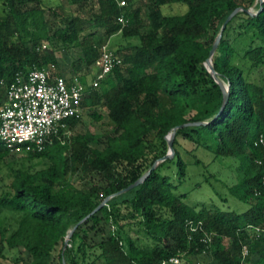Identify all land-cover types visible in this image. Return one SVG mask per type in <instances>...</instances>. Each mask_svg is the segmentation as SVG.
I'll list each match as a JSON object with an SVG mask.
<instances>
[{"label": "trees", "instance_id": "1", "mask_svg": "<svg viewBox=\"0 0 264 264\" xmlns=\"http://www.w3.org/2000/svg\"><path fill=\"white\" fill-rule=\"evenodd\" d=\"M48 1H3L0 104L6 95L2 82L33 68L59 69L65 50L81 47L79 59L94 68L104 42L114 34L139 37L140 42L122 57L116 54L124 67L90 87L82 102L88 107L103 104L109 111L115 133L103 147L91 146L98 134H77L68 142L54 137L43 151L27 153L47 158L50 165L18 171L0 192V258L24 251L26 264H51L56 247L77 226L70 245L61 249L62 264H162L173 256L203 253L218 264H264V237L256 234L257 227L264 228V85L251 77L264 67V2L150 0L151 30L142 33L139 10L120 6L119 0H97L95 22L102 35L96 41L95 32L82 35L84 22L78 15L65 18L52 32L45 16ZM176 1L187 4V10L164 14L163 7ZM237 8L261 10H240L227 24L213 56L214 77L206 63L222 25ZM220 80L230 84L228 97ZM78 119L66 123L73 126ZM183 124L188 125L176 130L175 155L152 169L169 150L167 136ZM180 137L217 156L240 160L244 174L229 191L249 204L246 211L187 203L180 188L189 163L178 148ZM10 153L0 141V161ZM80 170L103 174L107 186L77 187L66 176ZM146 173L140 185L92 213ZM103 220L113 226L109 236L89 242L88 233Z\"/></svg>", "mask_w": 264, "mask_h": 264}, {"label": "rangeland", "instance_id": "2", "mask_svg": "<svg viewBox=\"0 0 264 264\" xmlns=\"http://www.w3.org/2000/svg\"><path fill=\"white\" fill-rule=\"evenodd\" d=\"M4 0H0V16L4 15L5 7ZM132 9L139 10L140 19L144 22L141 27L142 33H147L151 30V22L148 18L150 0H127ZM127 4V5H128ZM47 5L50 7L46 10L45 16L51 24V31L58 29L65 18H71L78 15L84 22V34L95 32V40L101 39L102 31L96 25L95 16L100 12V6L97 0H49ZM34 6L29 4L28 7ZM187 4L180 2H172L163 7V13L167 15L182 14L187 10ZM254 11L255 8H253ZM140 42L139 37L125 38L121 32L114 34L104 42L108 47L121 57L124 53L133 50V46ZM46 44H48L46 42ZM83 52L81 47H73L65 50L60 59L59 69H51L52 73H63L65 77L71 79L75 76L89 77L84 78L83 83H90L98 74L97 67H89L85 61L79 59ZM124 67V66H123ZM252 79L264 85V67L260 71H255L251 74ZM221 84L227 89L230 84L220 80ZM83 113L78 121L73 126H68L66 132L61 135L63 142H68L71 137L77 134H98L100 137L94 141L92 147H103L110 135H113L114 125L110 121L109 111L103 104L95 107L82 106ZM94 112L101 114L102 119H97ZM157 142V140H156ZM161 148V147H160ZM179 150L183 158L189 163L188 175L181 185V190L188 195L186 201L189 205L199 207L206 205L210 208L216 206L224 210H234L244 212L249 208V204L239 200L233 196L229 188L243 176L241 162L237 158H224L217 156L213 151L190 142L182 137L179 138ZM200 160V164L195 161ZM50 165L45 157L29 158L27 153L12 152L5 159L0 161V192L7 188L11 183L15 174L20 170H28L35 172L46 168ZM176 167V166H175ZM66 178L79 188L90 189L96 186L104 189L107 186L108 180L99 172L90 170H80L76 173H68ZM113 228L110 222L103 220L96 230H90L87 235L89 242H98L101 239H106L110 230ZM70 242V240H69ZM65 244L60 243L54 253L51 264H62L60 252ZM7 258H0V264H26L28 255L24 251L8 252ZM18 256L22 261L16 262L14 259ZM181 264H218L210 253H203L198 256H190L183 258Z\"/></svg>", "mask_w": 264, "mask_h": 264}, {"label": "built area", "instance_id": "3", "mask_svg": "<svg viewBox=\"0 0 264 264\" xmlns=\"http://www.w3.org/2000/svg\"><path fill=\"white\" fill-rule=\"evenodd\" d=\"M127 2L119 0L120 6H126ZM120 20L124 25L127 23L124 17ZM95 65L98 74L90 83H83L78 76L68 79L55 75L51 67L33 68L27 73L16 74L8 84L2 82L6 95L0 104V141L10 148L11 153H28L30 150L43 151L48 143H53L54 137L61 139L68 127L66 121L81 117L82 102L89 88L98 87L101 80L124 63L104 44ZM260 142L264 144L263 137ZM256 234L264 237V228L257 227ZM248 253L245 245L243 254L246 257ZM181 262L179 256H173L162 264Z\"/></svg>", "mask_w": 264, "mask_h": 264}, {"label": "water", "instance_id": "4", "mask_svg": "<svg viewBox=\"0 0 264 264\" xmlns=\"http://www.w3.org/2000/svg\"><path fill=\"white\" fill-rule=\"evenodd\" d=\"M259 1H260L261 3L264 2V0H259ZM240 10H246V11L249 12V13L257 14V13L261 10V8H260V10H259L258 12L254 11L253 8H250V9L237 8L236 10H234V11H233V12L227 17V19L225 20L224 24L222 25V28H221V30H220V33L218 34V36H217V38H216V40H215V43H214V45H213V48L211 49V52H210V58L208 59V61H207V63H206V66H207L208 70L211 72V74H212L214 77L216 76V73H217V72H216V69H215L214 64H213V56H214V54H215V52H216V50H217V48H218V45H219V43H220V41H221V38H222V36H223V32H224V30H225L227 24L232 20V18H233V17H234V16H235ZM221 85H222V87L224 88V90L227 92V97H228L230 86L226 89L225 86H224L223 84H221ZM197 123H201V122H197ZM205 123H206V122H205ZM186 125H188V124H183V125H180V126L176 127V128L172 131V133H171L170 135L167 136V139H168V141H169V150H168V152H167V154H166L165 156H163L161 159H159V160H158V161L152 166V169L156 168V167H157L162 161H164V160H166L167 158L172 157V156L175 155V149H174L173 144H174V138H175V135H176V130H177L178 128L184 127V126H186ZM148 173H150V171H149ZM148 173L144 174V175H143L141 178H139L136 182H134L133 184L129 185L128 187H126V188L120 190V191L117 192L116 194H113V195H111V196H108V197H107V198H106V199H105V200H104V201H103V202H102L97 208H95V210H93L92 213L97 212L101 207H103L104 205H106V204L108 203V201H109L112 197H114V196H116V195H120V194H122V193H124V192H127V191H129L130 189H132V188H134V187L140 185V184L145 180V178H146V176L148 175ZM88 217H89V215H88L87 217H85L84 220H86ZM84 220H82L80 223H82ZM76 227H77V226H75V227L69 232V235H68V237L66 238V241H65L64 250L70 245L69 240H70L72 234L74 233V230L76 229ZM64 262H65V260H64Z\"/></svg>", "mask_w": 264, "mask_h": 264}, {"label": "crops", "instance_id": "5", "mask_svg": "<svg viewBox=\"0 0 264 264\" xmlns=\"http://www.w3.org/2000/svg\"><path fill=\"white\" fill-rule=\"evenodd\" d=\"M61 75L65 76L63 73ZM86 78L89 79V77H86Z\"/></svg>", "mask_w": 264, "mask_h": 264}]
</instances>
